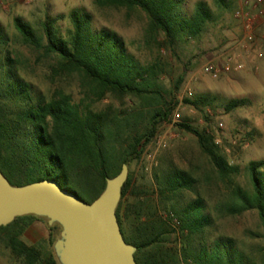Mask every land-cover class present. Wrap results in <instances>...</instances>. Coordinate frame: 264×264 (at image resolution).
<instances>
[{
    "label": "trees",
    "instance_id": "1",
    "mask_svg": "<svg viewBox=\"0 0 264 264\" xmlns=\"http://www.w3.org/2000/svg\"><path fill=\"white\" fill-rule=\"evenodd\" d=\"M219 8L230 9L229 0H214ZM99 9L141 11L147 17L148 44L168 49L176 58L182 41L202 36L215 20V13L204 0L197 1L191 14L185 0H94ZM63 17H47L42 34L21 17L14 27L23 43L53 60L54 78L79 76L87 85L85 97L76 103L63 89H55L47 98L21 75L18 61L9 51L10 37L0 25V171L13 186L38 181H56L62 189L93 203L103 193L107 180L118 176L128 165L129 176L122 189L117 218L125 241L137 248L138 264H264V161H251L245 167L249 188L237 178L240 166L231 164L214 135L189 123H180L181 131L197 138L199 148L214 172L204 183H221L226 193L213 206L220 217H237L255 211L263 232L256 236L263 241L259 259L240 250L234 239H208L213 226L212 213L199 191L201 180L176 165H169L155 174L158 198L169 202L179 222L184 239L177 250L167 246L169 236L177 233L160 216L157 199L143 197L146 191L134 190L131 166L141 160L153 142L162 123H167L175 110L173 99L164 97L157 88L162 74L159 65H144L115 31L94 26L93 15L75 8L69 14L71 28L64 35L58 25ZM185 75L177 80L175 90L183 85ZM113 96L119 100L139 98L152 110L125 109L97 111L94 104ZM202 103L210 101L203 97ZM199 107V102L184 100ZM246 99H230L225 111L245 106ZM147 118L145 131L135 132L136 123ZM249 136V135H248ZM132 194L135 203L124 209V201ZM193 199L183 201L187 195ZM37 216H24L0 228V241L17 264H60L53 246L61 227L50 228V236L39 245L23 240L25 231ZM123 218H125L123 220Z\"/></svg>",
    "mask_w": 264,
    "mask_h": 264
},
{
    "label": "rangeland",
    "instance_id": "2",
    "mask_svg": "<svg viewBox=\"0 0 264 264\" xmlns=\"http://www.w3.org/2000/svg\"><path fill=\"white\" fill-rule=\"evenodd\" d=\"M197 1L200 0H185V8L189 14L193 12ZM204 1L213 9L215 20L207 26L201 37L178 44V58L166 48L160 49L153 43L148 44V20L144 13L128 12L124 9H99L94 0H0V25L9 34L11 41L8 51L18 61L20 75L47 98L55 89L60 88L70 94L76 103H80L88 87L77 75L63 79L54 78L51 72L53 60L45 58L42 53L23 43L14 27V19L17 17L29 22L38 34H42L41 25L47 17H63L58 25L66 35L71 28L70 12L75 8L85 9L93 15L96 28L117 32L125 40L129 51L144 65H159L162 74L157 80V88L165 98L173 99L175 110L170 121L159 126L156 137L146 148L141 160L131 166L130 170L135 178L134 190L146 191L148 195H143L144 198L158 200L160 216L177 232L169 236L167 246L179 251L184 242L179 233V222L169 202L162 198L159 200L155 174L171 164L189 171L201 180L199 191L212 213L213 226L208 231V239L230 237L235 240L240 250L254 259H259L263 241L256 235L261 234L263 229L257 212L252 211L237 217H220L212 211L215 203L226 193V189L221 183H213L211 186L204 183L207 176L215 177L213 168L208 158L202 154L197 138L178 127L180 123H189L214 135L230 163L242 168L243 173L237 181L249 188L245 167L251 161H264V58L256 59L255 54L250 59L245 57L247 68L243 72L226 74L218 80L207 75L206 64L222 62V51L241 35V27L234 18L239 0H229L232 3L230 9L217 7L214 0ZM182 75H185L184 83L179 90H175L177 80ZM205 96L209 97L211 103H202ZM186 99L199 102V107L184 103ZM230 99H246L247 103L227 113L225 103ZM152 107L153 105L149 106L139 98H126L122 101L113 96L93 106L97 111L110 108L118 112L125 109L149 111ZM147 123L145 116L134 126L135 132L145 131ZM221 124L223 128L220 127ZM193 198L194 195L189 194L183 201ZM133 203L135 199L130 194L124 201V209ZM54 225H50L48 219L38 217L25 231L23 240L30 245H39L49 238L50 228ZM61 231L62 229L56 235L55 243L60 239ZM0 264H17L1 241Z\"/></svg>",
    "mask_w": 264,
    "mask_h": 264
},
{
    "label": "water",
    "instance_id": "3",
    "mask_svg": "<svg viewBox=\"0 0 264 264\" xmlns=\"http://www.w3.org/2000/svg\"><path fill=\"white\" fill-rule=\"evenodd\" d=\"M128 176L125 164L90 204L56 181L13 186L0 171V228L19 217H43L62 229L54 245L60 264H138L137 248L125 241L116 214Z\"/></svg>",
    "mask_w": 264,
    "mask_h": 264
},
{
    "label": "built area",
    "instance_id": "4",
    "mask_svg": "<svg viewBox=\"0 0 264 264\" xmlns=\"http://www.w3.org/2000/svg\"><path fill=\"white\" fill-rule=\"evenodd\" d=\"M234 18L241 27V35L222 51L221 63L209 62L205 66V72L214 80L226 74L243 72L247 68L245 59L254 54L256 59L264 58V35L257 33L264 20V0H239Z\"/></svg>",
    "mask_w": 264,
    "mask_h": 264
},
{
    "label": "crops",
    "instance_id": "5",
    "mask_svg": "<svg viewBox=\"0 0 264 264\" xmlns=\"http://www.w3.org/2000/svg\"><path fill=\"white\" fill-rule=\"evenodd\" d=\"M239 4V2H238ZM257 33L258 35L262 36L264 35V20L261 22V24L259 25L258 29H257Z\"/></svg>",
    "mask_w": 264,
    "mask_h": 264
}]
</instances>
